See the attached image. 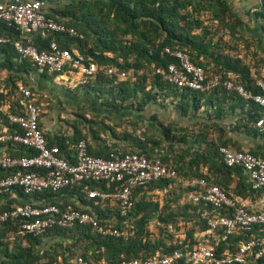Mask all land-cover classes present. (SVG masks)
I'll list each match as a JSON object with an SVG mask.
<instances>
[{"label": "trees", "instance_id": "obj_1", "mask_svg": "<svg viewBox=\"0 0 264 264\" xmlns=\"http://www.w3.org/2000/svg\"><path fill=\"white\" fill-rule=\"evenodd\" d=\"M254 3L255 11L251 13L260 22L264 35V0ZM43 12L48 19L73 28L82 37L70 38L58 33L41 37L33 31L28 36L34 46L39 51H47L55 41L61 48L75 49L94 63L97 72L91 77H80L79 89L75 90H86V94L94 92L98 107L108 115L101 119L100 113L95 112L94 118L87 117L79 108L81 112L75 111L74 119L68 124L71 136L58 137L55 143L47 142V145L59 147L61 157L70 164L75 161V147L81 140L86 142L88 153L98 158L107 159L110 153L145 155L173 168L177 177L137 188L133 192L134 207L124 218L116 207L101 205L88 197L89 190L106 189L105 184L81 182L56 193L45 191L30 196L20 189L1 192L0 210L38 201L57 205L60 209L72 206L95 216L101 226L113 225L123 235L101 236L90 225H84L54 227L35 237L20 231L18 220H8L0 223V264H73L76 257L108 264L143 262L169 256L175 251L182 257L173 264H187L188 254L201 246L211 247L220 256L226 251L233 253L239 243L251 237L261 236L258 228L252 234L238 231L229 237H224L221 231L208 233L204 216L213 208L203 202H193L192 197L201 189L186 183L204 179L237 198L224 180L233 169L223 165L218 150L226 147L245 151L226 136L227 130L259 134L264 138V128L259 130L257 126L264 117V110L252 99L245 100L222 86L208 92L193 91L169 83L164 76L168 65L175 62L164 52L169 48L187 52L191 61L202 67L208 77L229 79L235 86H242L250 96L260 92L254 85L253 75L264 79V73L259 70L264 67V61L248 59L246 62L244 57L234 53L238 45L248 49L247 57L251 50L240 30L242 21L227 0H48ZM1 36L17 40L19 31L0 23ZM0 46L5 63L18 66L20 74L37 73L48 81L57 76H48L20 58L11 45ZM111 67L116 72L109 75L106 70ZM120 72L125 73V78L119 77ZM19 79L26 84L22 75ZM68 90L74 94L77 91ZM31 92L36 103L41 105L36 97L39 93L34 88ZM15 94L16 98L0 92V107L6 106L16 114L22 108V97ZM171 111L177 119L169 118ZM131 114L136 115V119H127ZM140 118L144 124H139ZM263 125L264 121L260 127ZM39 126L41 128L40 121ZM0 132L20 133L1 113ZM42 132L46 140V133ZM260 147L247 152L264 160V146ZM2 153L30 156L34 151L8 142L0 143ZM5 175L0 171V178ZM239 181L242 184L245 180L239 178ZM242 185L263 203L262 208L250 210H264V188L254 191L249 185L248 188L245 183ZM13 192L16 198L12 197ZM160 193L176 198L170 201L163 198V204L151 200V194ZM181 194H184L181 198H187L183 205L178 203ZM219 213L230 215L224 210ZM154 219L157 220V234L150 225ZM212 234L219 236L217 243L211 238ZM251 261L263 264L264 257L257 259L254 252L245 264Z\"/></svg>", "mask_w": 264, "mask_h": 264}, {"label": "built area", "instance_id": "obj_2", "mask_svg": "<svg viewBox=\"0 0 264 264\" xmlns=\"http://www.w3.org/2000/svg\"><path fill=\"white\" fill-rule=\"evenodd\" d=\"M48 0H31L21 2L0 3V23L19 31V38L0 37V45H11L20 58L29 61L48 76L55 78L78 75L91 77L97 72L94 63L87 61L75 49L61 48L55 41L51 42L47 51H39L28 36L37 31L41 37L58 33L70 38H81L73 28L48 19L43 12ZM257 1L260 0H250ZM251 12L255 8H251ZM175 59L168 65L164 76L166 80L179 88L193 91L208 92L219 86L228 91H234L243 99H252L264 110V79L253 75L254 85L260 91L250 96L240 85L235 86L229 79L222 80L218 76L208 77L203 68L194 64L185 51L164 50ZM107 74L116 72L108 68ZM119 77L125 78L120 72ZM66 79V80H67ZM17 92L22 97V108L13 113L6 107H0V113L10 124L15 125L20 133L7 134L0 132V143L11 142L34 153L30 156H12L0 154V171L6 175L0 178V193L11 189H20L24 195L30 196L45 191L59 192L69 186L81 182H91L106 185V189H92L88 197L96 199L101 205L116 207L120 217H127L134 207L133 192L140 187L150 185L165 178H176V171L165 166L158 159H150L140 154L110 153L107 159L98 158L88 153L84 140L75 147V161L68 163L61 157L57 146L49 147L39 126L42 106L36 103L31 88L19 85ZM20 112V113H19ZM263 119L257 122L260 127ZM222 163L231 169H242L248 179L250 188L258 191L264 188V160L247 151H236L226 147L218 150ZM186 185L200 188V192L192 197L193 202H203L213 210L204 217L208 233L221 231L224 237L236 234L238 231L252 234L257 228L261 236L251 237L246 242L239 243L233 253L225 252L217 256L211 247L201 246L188 254L187 264H245L255 252V257H264V210L247 209L238 198L228 195L221 187L209 184L204 179H193ZM12 197H15L14 192ZM230 215H222L220 211ZM8 220H18L20 231L33 236H41L48 230L72 228L74 226L90 225L101 236L119 237L121 231L113 225L101 226L92 214L67 206L60 209L57 205L46 202H24L15 204L8 209L0 210V223ZM182 257L179 251L162 258L146 261L131 260L112 264H173ZM73 264H108L96 263L76 257Z\"/></svg>", "mask_w": 264, "mask_h": 264}, {"label": "crops", "instance_id": "obj_3", "mask_svg": "<svg viewBox=\"0 0 264 264\" xmlns=\"http://www.w3.org/2000/svg\"><path fill=\"white\" fill-rule=\"evenodd\" d=\"M21 1H31V0H0V3H9V2L15 3ZM227 2L231 6L232 10L237 14V16L242 21V24L240 25V30L244 38L248 41L249 50H251L248 51V59H257L264 61V35L261 32V28H260L261 24L260 22L254 19V16L250 11L255 4L254 1L227 0ZM239 56L242 57L241 55ZM8 63L7 62L5 63V55L2 52H0V64H3V69H0V92H2L4 95H8V97H12V96L15 97L16 96L15 93H18L16 86L24 85L32 89L34 88L41 96L54 94L53 99H55L54 101L55 106L48 108L50 110L48 112L45 111L46 114L40 116L41 128L46 133L47 136L46 141L48 142V144L55 143L58 137L59 138L70 137L72 131L71 128L68 126V124H71V120L74 119V116L71 115V113L73 112V110L78 111L79 108H82L84 106L87 107L84 104V101H87V96L84 95L86 93L84 92L83 95L81 94V97L84 96L83 98H85V100L78 101L77 93L72 94V92L68 90L69 88L66 87L63 83V81L66 80L67 77L63 76L61 78H55L53 81H48L46 79L41 78L37 73L36 74L28 73V75L24 73L20 74L18 66L9 63V68H8L7 66ZM259 70L261 74L264 73V67H260ZM21 75H22V79L24 77V81L26 84L21 83L22 80L19 79ZM54 82L61 83V85L59 86L54 85ZM64 93L67 94L64 95ZM64 97L66 98V101ZM65 105H67L68 108ZM95 108H98V106ZM168 116L170 119H174V118L177 119L176 115L172 113V111L171 114ZM262 119L264 121V117ZM263 128L264 125L262 127H258L259 130H263ZM226 134H227L226 136L229 139L236 141L239 144L240 148L245 151L255 150L256 147L258 146H261L260 148L264 146V138H260L259 134L254 135L253 133L250 134L249 132H245V131L233 132L229 130L226 131ZM239 178H244L245 181L243 183H245V187L248 188L249 184L246 174L244 172H241L239 169H233L231 175L228 178L224 179L227 182L228 189H230V191L238 199L241 200V202L245 205L246 208L248 209L262 208L263 207L262 200L255 195H250L248 191L244 189V185H242L243 183L242 184L240 183ZM71 198L72 197H67L66 199L70 200ZM179 234L181 235L182 232H179ZM211 238H213V240L216 243L219 241V236L216 234H212ZM249 264H262V263H256L254 261H251L249 262Z\"/></svg>", "mask_w": 264, "mask_h": 264}, {"label": "rangeland", "instance_id": "obj_4", "mask_svg": "<svg viewBox=\"0 0 264 264\" xmlns=\"http://www.w3.org/2000/svg\"><path fill=\"white\" fill-rule=\"evenodd\" d=\"M247 50L248 49H246V48H244V47H242V45H238V48H237V50L236 51H234V53L235 54H239V55H241L242 57H244V60L247 62V61H249L248 60V57H247ZM252 63V62H251ZM208 72L210 73L211 72V70H208ZM67 79V78H66ZM63 83H64V85L66 86V87H68L69 89H72L73 91H76L77 89H79L78 87H77V85L80 83V78H79V76L78 75H75L74 77H72V78H70V79H67V80H64L63 81ZM54 85H57V86H59V85H61V83H56V82H54ZM77 87V89L75 90V88ZM86 93V90H82V89H80V90H77L75 93H77V96H78V101H80V100H85V98H83L84 96H82L81 97V94L83 95V93ZM65 94H67V93H64V95ZM73 94V93H72ZM38 95V96H37ZM36 95V97H37V99L39 100V102L42 104V109H43V112H42V114L41 115H44V114H46V112H48L50 109H48V108H51V107H54L55 106V103H54V101H55V99H53V96H54V94L53 95H46V96H44V95H40V94H37ZM84 95H86L87 96V101H84V104L87 106V107H82V108H80V110L82 111H78L79 113L81 112L82 114H84V115H87V117H92V118H94V116H92L93 114H95V112H99L100 113V118L101 119H106L107 118V113L106 112H104V111H102L101 109H100V107H98V108H95V107H97L98 106V104H97V101H95L96 100V98H95V93L94 92H92V91H90V93H88V94H84ZM63 96V95H62ZM64 99H65V101H66V98L64 97ZM77 101V102H78ZM102 101V100H101ZM66 103V102H65ZM98 103H100V102H98ZM57 104V103H56ZM67 108H68V106L67 105H65ZM46 111V112H45ZM73 112H75V110H73ZM73 112L71 113V115H74L73 114ZM132 115V114H131ZM132 118H134V119H136V115H132L131 117H128L127 119H132ZM139 120H141L142 121V119L140 118ZM112 123H113V121H111ZM139 124H144L143 123V121L141 122V123H139ZM121 130V129H120ZM152 196L150 197L151 198V200L152 201H156V200H158V201H161L162 202V204H163V202L164 201H168L169 199H174V198H176V196H173V195H165V193H160V194H151ZM181 197H184V194H181L180 195V197L178 198V203L180 204V205H183L184 203H186L187 202V198H181ZM163 198H164V201H163ZM170 201V200H169ZM173 206H174V204H173V202L171 203ZM151 229H153L152 231L155 233V234H157V220L156 219H154V220H152V222H151ZM76 254H78L77 252H76Z\"/></svg>", "mask_w": 264, "mask_h": 264}]
</instances>
